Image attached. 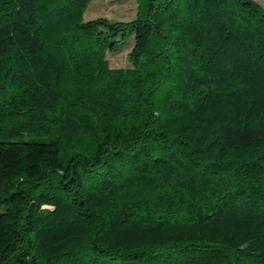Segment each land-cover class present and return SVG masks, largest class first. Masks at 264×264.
<instances>
[{"label":"trees","instance_id":"16d2710c","mask_svg":"<svg viewBox=\"0 0 264 264\" xmlns=\"http://www.w3.org/2000/svg\"><path fill=\"white\" fill-rule=\"evenodd\" d=\"M93 1L0 0V264H264V8Z\"/></svg>","mask_w":264,"mask_h":264},{"label":"rangeland","instance_id":"374dc122","mask_svg":"<svg viewBox=\"0 0 264 264\" xmlns=\"http://www.w3.org/2000/svg\"><path fill=\"white\" fill-rule=\"evenodd\" d=\"M264 8V0H255ZM139 0H94L86 11L87 19L105 17L110 20L129 21L136 17ZM133 41L127 42L119 51L108 54L110 66L128 68L132 66L129 58ZM1 210V209H0Z\"/></svg>","mask_w":264,"mask_h":264}]
</instances>
